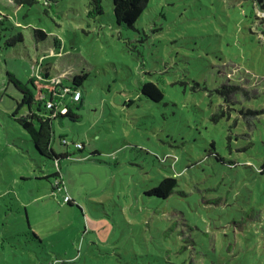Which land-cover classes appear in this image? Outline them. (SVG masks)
Wrapping results in <instances>:
<instances>
[{"label": "rangeland", "instance_id": "374dc122", "mask_svg": "<svg viewBox=\"0 0 264 264\" xmlns=\"http://www.w3.org/2000/svg\"><path fill=\"white\" fill-rule=\"evenodd\" d=\"M100 2L0 0V264H264V0H149L133 28ZM6 70L86 74L79 120L54 121L60 189ZM164 176L167 198L145 193Z\"/></svg>", "mask_w": 264, "mask_h": 264}, {"label": "trees", "instance_id": "16d2710c", "mask_svg": "<svg viewBox=\"0 0 264 264\" xmlns=\"http://www.w3.org/2000/svg\"><path fill=\"white\" fill-rule=\"evenodd\" d=\"M16 5L32 4L38 0H12ZM149 0H111L112 13L117 26L121 28H133L135 21L147 7ZM92 5L91 12L102 13L103 9L100 0H90ZM32 41L37 47L44 42L48 36L47 32L39 27L29 28ZM29 36V37H30ZM24 35L20 30L16 34L8 37L6 40L9 46L22 42ZM86 74H75L71 77L70 83H64L62 79L53 80L49 77L48 71L43 75H32L27 78H21L10 70L5 71L6 83L12 85L19 93V99H16V106L13 109V115L18 114L15 119L22 128L28 133L34 150L40 155L49 159L56 166V170L51 174L44 175L45 178L53 176L54 182L52 190L60 189L61 181L58 168L60 159L68 157L71 152L67 149L65 139H60L61 145L65 150L56 151L53 147L54 141V121L56 118H67L71 121L79 120L77 107L75 104L79 101H72L70 95L75 93L82 79ZM140 92L152 101H160L164 94L161 88L152 81H145L139 87ZM80 91V90H79ZM81 93V92H80ZM50 104V105H48ZM76 148L81 150L83 144L75 143ZM209 154L214 155L216 161L222 163L225 159L215 149L213 143L210 144ZM261 171H264V161L261 165ZM58 185V186H56ZM177 186V180L174 176H164L159 182L145 191L148 195L160 198H167ZM65 197V196H64ZM64 200V198H63ZM70 196L66 201L71 204ZM34 236L36 234L32 232ZM53 264H63L62 261H55Z\"/></svg>", "mask_w": 264, "mask_h": 264}, {"label": "built area", "instance_id": "2783aa9c", "mask_svg": "<svg viewBox=\"0 0 264 264\" xmlns=\"http://www.w3.org/2000/svg\"><path fill=\"white\" fill-rule=\"evenodd\" d=\"M70 97H71V100L73 102L74 101H79V100H81V93H80L79 90H76L75 93H73V94L70 95ZM48 105H50V104H48ZM68 198H69V196L68 195H65L64 200H67Z\"/></svg>", "mask_w": 264, "mask_h": 264}]
</instances>
